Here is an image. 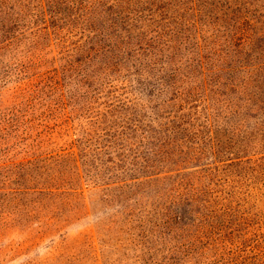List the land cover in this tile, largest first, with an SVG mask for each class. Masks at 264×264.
Returning <instances> with one entry per match:
<instances>
[{
  "label": "rangeland",
  "instance_id": "rangeland-1",
  "mask_svg": "<svg viewBox=\"0 0 264 264\" xmlns=\"http://www.w3.org/2000/svg\"><path fill=\"white\" fill-rule=\"evenodd\" d=\"M249 1L258 5L257 0ZM230 5L234 14L236 7ZM173 7L165 14L180 10L182 18L168 17L164 19L167 27L158 26V35L166 31L167 38L158 39V63L149 68L154 92L136 84L141 92L136 98L120 70L103 71L98 60L83 64L87 74L64 75L59 69L62 58L67 52L74 54L75 39L67 43L46 41L34 58L35 65L15 73L0 88V264H184V227L178 228L174 220L165 221L175 204L184 199L176 189L188 165L184 162V112L195 116L198 126L209 116L224 141L221 147L232 142L226 143L228 137L221 133L227 129L220 124L224 111L221 101L209 93L186 104L181 99L188 79L185 57L195 56L188 52V45L211 35L212 31L204 29L215 27L205 18L201 21L209 10L204 9L197 23H190L183 8ZM179 22L182 28H190L184 32L190 40L182 49L176 47L172 34ZM222 23L230 28L228 32L237 31L231 14ZM230 33H222L227 40H218L216 48H229L233 55L240 36L234 33L231 41ZM210 50L203 54L211 56ZM79 58L77 62L82 63ZM179 66L182 74L176 87L171 72ZM146 98L147 105L143 102ZM127 103L134 110L142 105L146 114H152L156 129L148 147L154 146L153 152L140 142L144 130L126 121ZM206 135L193 142L206 147L210 156ZM135 153L147 159L135 157ZM227 154L220 159L234 155ZM212 161L208 157L197 163L213 165ZM124 166L133 167L137 175L145 169L153 174L122 184L118 179ZM213 181L218 182L217 177ZM254 183L256 205L264 210V177L259 176ZM234 197L240 198L238 194ZM138 216L150 221L149 231L143 230Z\"/></svg>",
  "mask_w": 264,
  "mask_h": 264
},
{
  "label": "trees",
  "instance_id": "trees-1",
  "mask_svg": "<svg viewBox=\"0 0 264 264\" xmlns=\"http://www.w3.org/2000/svg\"><path fill=\"white\" fill-rule=\"evenodd\" d=\"M257 1L258 5L249 0H0V88L15 73L35 65L34 58L46 41L67 43L75 39L74 54L67 52L62 58L64 63L59 69L64 75L71 73L73 78L87 74V66L83 64L98 60L103 71L119 69L126 86L136 92L138 99L141 92L136 84L149 92L155 91L149 68L158 63L161 50L158 39L167 38L166 31L158 35V26L167 27L165 18L176 17L178 21L182 18L180 10L170 15L165 14L166 11L173 6L183 8L182 11L189 14L187 22L197 23L204 9L209 10L201 21L205 18L215 27L204 29V32L212 31L211 35L201 41L192 40L188 45V52L195 56L185 57L188 79L184 97L180 93L179 97L186 104L209 93L221 101L224 111L220 124L227 126L221 133L228 137L226 143L232 142L235 147L229 151L227 148L232 145L221 147L224 141L220 140L219 131L209 116L198 126L197 118L184 112L182 128L187 132L184 162L188 165L184 166V177L180 176L181 183L176 186L184 199L175 204L171 217L165 220L168 223L174 220L178 228L184 227V264H264V210L256 205L255 194H252L255 179L264 177V0ZM230 3L236 7L234 14ZM230 14L237 30H230L231 33L222 23ZM189 29L182 28L180 22L175 24L172 34L177 48L182 49L189 42L190 37H184ZM221 32L233 34L229 37L231 41L234 33L240 36L239 47L233 55L229 48H216L218 40H227ZM208 49L213 51H209L211 56L203 54ZM78 57L82 63L77 62ZM228 60L231 62L227 65ZM180 71L179 66L171 72L176 87L181 80ZM173 90L178 92L174 87ZM147 98L143 101L145 105ZM127 104L126 121L133 128L144 130L140 142L148 147L153 144L150 139H154L156 129L152 114H146L142 105L134 110L131 103ZM206 134L211 144L210 156L206 155V147L194 145ZM188 145L197 149H190ZM149 148L153 152L154 146ZM227 152L234 155L220 159ZM134 156L147 159L140 153ZM208 157L214 159L213 165L197 163ZM119 171L123 173L118 179L122 184L153 174V170L145 169L137 175L130 166ZM207 178L209 181L203 183ZM248 181L253 183L248 185ZM237 194L240 198H233ZM137 219L143 230L149 231L146 227L150 221L145 222L140 216Z\"/></svg>",
  "mask_w": 264,
  "mask_h": 264
}]
</instances>
